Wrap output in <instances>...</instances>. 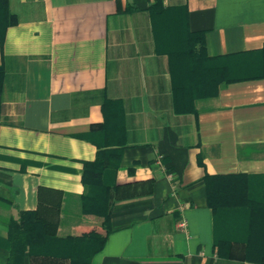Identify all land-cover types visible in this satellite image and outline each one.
<instances>
[{
    "label": "crops",
    "instance_id": "1",
    "mask_svg": "<svg viewBox=\"0 0 264 264\" xmlns=\"http://www.w3.org/2000/svg\"><path fill=\"white\" fill-rule=\"evenodd\" d=\"M159 1L8 0L16 22L0 32V264L7 221L36 207L38 187L61 192L57 236L103 234L80 211L82 163L102 145L122 149L111 231L92 264H263L245 260L241 242L214 247L202 177L264 173V77L175 100L155 35L203 31L207 56L238 61L264 48V0Z\"/></svg>",
    "mask_w": 264,
    "mask_h": 264
},
{
    "label": "trees",
    "instance_id": "2",
    "mask_svg": "<svg viewBox=\"0 0 264 264\" xmlns=\"http://www.w3.org/2000/svg\"><path fill=\"white\" fill-rule=\"evenodd\" d=\"M159 2L155 0L153 6L159 8ZM156 10L157 14L166 11ZM15 22L8 0H0V32ZM155 36L158 50L165 51L170 60L175 100L210 97L216 93L218 84L264 77V48L242 53L241 59L234 61L227 55L207 56L203 31L170 32L167 27L163 30L159 27ZM253 53L260 54L258 60L246 57ZM121 149V146H97L94 159L82 163L80 211L83 216L95 218L103 234L57 236L61 192L38 187L36 207L17 211L7 221L5 264H24L25 258L28 264H92L93 254L102 248L111 231L109 215ZM202 181L205 202L215 220L214 247L241 242L245 260L264 264V173L204 174Z\"/></svg>",
    "mask_w": 264,
    "mask_h": 264
},
{
    "label": "built area",
    "instance_id": "3",
    "mask_svg": "<svg viewBox=\"0 0 264 264\" xmlns=\"http://www.w3.org/2000/svg\"><path fill=\"white\" fill-rule=\"evenodd\" d=\"M176 225L179 229H183L185 227V221L181 219L177 222Z\"/></svg>",
    "mask_w": 264,
    "mask_h": 264
}]
</instances>
